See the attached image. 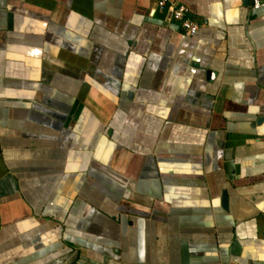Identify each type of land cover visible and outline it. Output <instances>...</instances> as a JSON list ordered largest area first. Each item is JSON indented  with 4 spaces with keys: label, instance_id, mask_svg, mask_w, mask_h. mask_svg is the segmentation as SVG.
<instances>
[{
    "label": "crops",
    "instance_id": "obj_1",
    "mask_svg": "<svg viewBox=\"0 0 264 264\" xmlns=\"http://www.w3.org/2000/svg\"><path fill=\"white\" fill-rule=\"evenodd\" d=\"M177 1L0 0V264H264V9Z\"/></svg>",
    "mask_w": 264,
    "mask_h": 264
},
{
    "label": "built area",
    "instance_id": "obj_2",
    "mask_svg": "<svg viewBox=\"0 0 264 264\" xmlns=\"http://www.w3.org/2000/svg\"><path fill=\"white\" fill-rule=\"evenodd\" d=\"M158 11L170 13L172 22L178 23L182 31L188 36H195L200 30L202 23L197 22L190 16V9L177 0H154ZM252 9H264V0H250Z\"/></svg>",
    "mask_w": 264,
    "mask_h": 264
},
{
    "label": "water",
    "instance_id": "obj_3",
    "mask_svg": "<svg viewBox=\"0 0 264 264\" xmlns=\"http://www.w3.org/2000/svg\"><path fill=\"white\" fill-rule=\"evenodd\" d=\"M222 202H223V207L225 209H227L228 208V194H227V192H224Z\"/></svg>",
    "mask_w": 264,
    "mask_h": 264
}]
</instances>
